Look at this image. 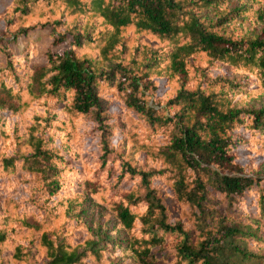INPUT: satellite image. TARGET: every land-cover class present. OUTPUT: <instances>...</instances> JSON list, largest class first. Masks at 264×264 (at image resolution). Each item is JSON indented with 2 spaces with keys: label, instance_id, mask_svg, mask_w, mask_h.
<instances>
[{
  "label": "trees",
  "instance_id": "trees-1",
  "mask_svg": "<svg viewBox=\"0 0 264 264\" xmlns=\"http://www.w3.org/2000/svg\"><path fill=\"white\" fill-rule=\"evenodd\" d=\"M0 22V264H264V0Z\"/></svg>",
  "mask_w": 264,
  "mask_h": 264
},
{
  "label": "rangeland",
  "instance_id": "rangeland-1",
  "mask_svg": "<svg viewBox=\"0 0 264 264\" xmlns=\"http://www.w3.org/2000/svg\"><path fill=\"white\" fill-rule=\"evenodd\" d=\"M4 2L1 1V4H3ZM3 25L2 22H0V27ZM36 37H40L39 38V45H38V49H39V54L35 57V60H39V61H42L44 59V55H43V52L45 51V49L49 46L50 44V39L46 36V31H44L43 33L41 34H38L37 32L36 33H32L31 34V39H35ZM27 43V38L23 37V38H20L19 39V45L20 46H23ZM68 43L65 42V43H62L58 46H56V49L59 50V49H62L64 47H68ZM14 47H18L16 45H14Z\"/></svg>",
  "mask_w": 264,
  "mask_h": 264
}]
</instances>
